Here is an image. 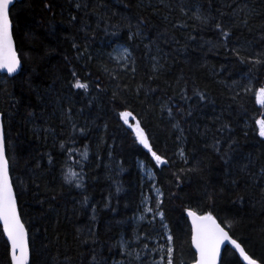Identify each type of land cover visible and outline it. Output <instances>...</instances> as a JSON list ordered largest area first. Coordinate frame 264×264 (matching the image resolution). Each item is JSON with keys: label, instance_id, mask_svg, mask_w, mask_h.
<instances>
[{"label": "trees", "instance_id": "16d2710c", "mask_svg": "<svg viewBox=\"0 0 264 264\" xmlns=\"http://www.w3.org/2000/svg\"><path fill=\"white\" fill-rule=\"evenodd\" d=\"M197 9L210 17L207 25L195 20ZM10 18L22 67L14 77L0 75V112L13 180L23 181L18 191L26 188L19 205L31 264H141L121 254L122 241L142 258L144 243L155 252L152 243H162L165 229L157 220L136 222L144 198L157 210L139 163L163 193L158 210L175 238L176 264L192 259L185 208L211 210L222 225L232 221L234 238L264 259V142L255 131L264 119L256 103L264 63H241L233 51L264 53V0H21ZM117 47L130 54L126 64L114 60ZM73 71L89 84L87 93L71 88ZM121 111L168 164L155 166ZM61 142L76 150L67 166L83 174L81 189L63 182ZM85 146L81 168L74 161ZM192 167L198 171L188 172ZM138 236L145 239L134 243ZM5 244L0 233V264H7ZM232 253L223 250V264Z\"/></svg>", "mask_w": 264, "mask_h": 264}, {"label": "snow or ice", "instance_id": "6c2138e0", "mask_svg": "<svg viewBox=\"0 0 264 264\" xmlns=\"http://www.w3.org/2000/svg\"><path fill=\"white\" fill-rule=\"evenodd\" d=\"M15 0H0V72H6L9 77L13 76L18 72L22 67V58L18 54L17 48L14 42L13 36V22L11 17L12 7H14ZM77 8L80 7L79 4L76 5ZM46 8H50L49 4H45ZM246 7V6H245ZM244 11L243 8L234 10V15L237 12ZM223 15V13H221ZM195 20L201 24L207 25L210 17L201 16L199 10L197 9V14L195 15ZM75 19V17H73ZM243 23L247 24V20H244ZM183 26V25H181ZM215 28L218 30L220 36L226 41L230 37V32L225 30L223 25L219 22L215 24ZM138 33H133L129 36V39H133ZM73 47H77L76 44H73ZM234 53L240 59L241 63H251L254 65H259L264 63V53H258L255 57L248 58L240 56L238 49H233ZM125 55H130L127 52V49H124ZM77 74L75 71L72 72L73 81L70 82V86L73 89L83 90L85 93L89 90V84L82 82L79 78H76ZM251 89H246L250 91ZM196 95L200 97L203 101L206 99L205 95L200 92H196ZM256 103L264 108V86L260 87L256 91ZM162 111L165 110V107H162ZM169 118L172 117V109L167 108ZM190 114V113H189ZM2 115V113H0ZM31 115V113H30ZM120 119L124 122L125 125L132 127V131L135 134V141L141 145L148 153L151 154L152 160L155 162V166L159 168L161 165H166L169 163L168 159L157 154L153 150V146L150 143L149 137L146 135L144 129L140 126L139 122L133 127L129 124V117L131 113L128 111H121L119 113ZM174 128H178V124L173 125ZM227 127V126H225ZM47 131V130H46ZM256 135L259 137L261 142H264V119L256 120ZM81 134H83L84 129H80ZM179 139V138H178ZM60 149L66 152L67 157L65 161V170L62 173L63 182L67 185H74L77 189L83 187V174L81 172L74 171L71 167L67 166V160L72 159V153L76 151L75 149L66 148L65 143H60ZM213 149L220 154V141L217 140ZM231 148V145H229ZM8 149L6 145V138L3 130V124L0 123V233L6 240L5 244V259L7 264H31L32 248L29 232L30 230L26 227L24 220L22 219V214L20 210L19 200L23 194V191H26V188H21L18 191V187L23 185V181L17 183L13 180L12 177V165L8 158ZM80 156V160L74 161V163L79 164L81 168L83 167L82 161L88 159L87 146L82 153H77ZM180 158L187 163V157L183 149L179 152ZM221 159L224 160V163H228V153L225 152ZM49 164L53 163L51 156L49 157ZM39 167V165H37ZM182 171H184L182 169ZM188 172H197L198 169L195 167L188 168ZM261 174L264 175V169H261ZM151 176V173H149ZM179 183V178H178ZM236 183V181H233ZM39 187V185H37ZM120 189L117 188V192ZM161 193L157 189V210L152 208H145V213H152L153 219L155 216H159L161 221V226L165 229V232L161 236V239L166 237L165 244H159L155 247L154 251L159 255V259H153L151 264H176L175 262V238L173 234L168 231V225L163 223L164 213L159 211V207L162 203L160 200ZM262 195H264V190H262ZM208 199L212 202L209 205V208L213 206L215 202V197L209 195ZM243 200V197H240ZM84 203H87V198H85ZM187 217L191 223L190 229V248L194 251L191 253L192 259L190 264H223L221 257L222 246L231 245V248L234 249L232 253L234 259L229 261V264H264V259L254 258L253 255H250L245 247L242 246L241 241H238L234 238L232 229L235 225L232 221H229L226 225H222L221 222H218L216 215L213 211H196L192 208L184 209ZM145 219L144 215L139 217V220L143 221ZM151 223V221H149ZM145 239L144 237L138 236L134 243H139ZM87 241H85L86 243ZM121 254L127 255L131 259L141 261V264H145L144 259L142 258L140 252H136L135 255L133 251H128L125 247V243L122 241L120 243ZM142 251L148 254H151L153 249L149 248V244L144 243ZM238 255V259L235 257ZM95 259V257H93Z\"/></svg>", "mask_w": 264, "mask_h": 264}, {"label": "rangeland", "instance_id": "374dc122", "mask_svg": "<svg viewBox=\"0 0 264 264\" xmlns=\"http://www.w3.org/2000/svg\"><path fill=\"white\" fill-rule=\"evenodd\" d=\"M124 47H117L115 50H114V53H113V58L115 61H117L118 63L120 64H126L127 61H128V55H125L124 54ZM128 52V51H127ZM138 168H139V171L141 172L144 180L150 184V189L152 191V196L154 197L155 201L157 200V188L155 187V184H154V175H153V172L151 169L147 168L144 164L142 163H139L138 164ZM149 173H151V176L149 175ZM161 198V196L159 197ZM145 208H150V199L147 197V198H144L143 202H142V206H141V212L138 214L137 218H136V222L137 224H150L149 221L154 222L155 220L157 221H160V218L159 216H155V218L153 219V215L152 213H145ZM155 211V210H154ZM141 215H144L145 216V219L143 221L139 220V217ZM150 242V241H148ZM166 243V237L164 238V240H162V243L161 244H165ZM152 245L154 246V249L156 246H158V242L155 241L152 243ZM155 256H156V253L155 252H151V254H148V253H145L143 254V259H145L147 261L146 264H151V261L153 259H155ZM159 258H156V260H158Z\"/></svg>", "mask_w": 264, "mask_h": 264}, {"label": "water", "instance_id": "95a60500", "mask_svg": "<svg viewBox=\"0 0 264 264\" xmlns=\"http://www.w3.org/2000/svg\"><path fill=\"white\" fill-rule=\"evenodd\" d=\"M19 1H21V0H15V3L19 2ZM14 42H15V41H14ZM15 46H16V45H15ZM19 71H20V70H18V72H17L16 74H14L13 76H11V77H14L15 75H17V74L19 73ZM0 75H5L6 77H9V76L7 75L6 72H0ZM11 77H9V78H11ZM0 113H1V112H0ZM0 123L3 124L2 115H0ZM3 130H4V128H3ZM185 215H186V214H185ZM186 218H187V221H188L189 228L191 229V223H190V220H189V218L187 217V215H186ZM4 239H5V238H4ZM5 241H6V240H5ZM225 248H229L230 250L235 251L234 249L231 248V245H225V246H222V249H221V257H222L223 250H224ZM192 251H194V250L192 249ZM237 256H238V255H237Z\"/></svg>", "mask_w": 264, "mask_h": 264}]
</instances>
